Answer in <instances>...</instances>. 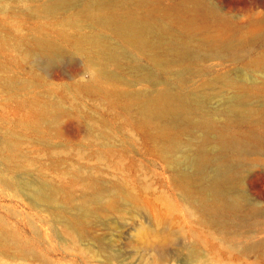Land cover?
Returning <instances> with one entry per match:
<instances>
[{"label":"bare ground","instance_id":"obj_1","mask_svg":"<svg viewBox=\"0 0 264 264\" xmlns=\"http://www.w3.org/2000/svg\"><path fill=\"white\" fill-rule=\"evenodd\" d=\"M186 6L217 17L214 11L206 9V0H181L177 7L169 9L160 8L158 0H0V29L11 30L15 35H0V42L12 47L16 54L14 63L28 64L30 70H36L31 80L35 84L43 82L37 56L49 62L64 55L79 56L88 78L71 89L70 97L78 93L96 94L102 99L118 96L121 108L135 110L137 127L154 129L159 152L173 165L175 183L188 212L195 214L200 222L215 226L227 237L230 236L229 221L225 217L235 214L240 205L238 196L227 190L231 172L240 166L246 155L264 150V132L239 131L231 124L234 120L240 123L254 120L257 110L250 101L261 94L264 81L202 74L198 85H187L184 73L191 70L199 52L225 56L241 41L229 34L208 31L199 34L197 24L184 17L185 12H191ZM9 13L16 21L24 16L33 19L27 33L19 30L15 22L10 24L6 19ZM157 47L174 51V59L162 57ZM124 55L133 59L144 57L151 69L145 71L139 65H132L127 76L119 74L116 69L122 66ZM155 71L172 76L177 88L160 80ZM76 72L72 69L70 75ZM27 83L0 71V86L9 91L23 88ZM216 92L218 100L207 109V98H212ZM36 102L28 108L25 118L20 119L23 127L35 132L40 131L42 124L55 125L60 116L78 110L76 105L63 106L59 97ZM96 123L101 126L103 121L100 119ZM184 132L187 136L181 139ZM95 136L106 139L108 131L100 128ZM18 139L15 130H0V183L18 194L27 195L48 210L71 240L88 241L86 229L106 209L120 210L129 205L133 212L140 207L155 211L153 201L142 200L118 184L100 183L87 172L80 176L83 191L77 197L57 184L13 180L12 171L35 164L18 152ZM97 141L103 150L95 157L111 158L114 150L109 143ZM180 163L185 164L183 169L178 167ZM206 166L213 168L204 174ZM165 209L168 212L173 209L168 200ZM156 221L166 223L165 217H158ZM171 234L151 229L152 238L146 247L154 255L149 264L176 262L175 254L165 252L173 240ZM191 235L207 242L205 238L199 239L195 231ZM91 240L95 248L82 246L84 253L103 264H113V261L124 264L123 260H118L119 251L113 250L109 243L99 237ZM222 247L220 251L231 249L226 243ZM257 247L258 243H252L242 246L240 251ZM8 248L17 256H30L28 246L0 221V250ZM187 251L191 264H226L214 247L210 257L195 248Z\"/></svg>","mask_w":264,"mask_h":264},{"label":"rangeland","instance_id":"obj_2","mask_svg":"<svg viewBox=\"0 0 264 264\" xmlns=\"http://www.w3.org/2000/svg\"><path fill=\"white\" fill-rule=\"evenodd\" d=\"M180 2L158 0V5L169 9ZM206 5V9L214 11L217 17L211 12L193 11L190 6L186 7L191 12H185L184 17L197 24L199 34L208 31L210 34L234 35L241 43L225 56L199 52L191 70L184 73L186 84L198 85L202 74L264 81V0H206ZM6 19L10 24L15 22L24 33L33 25L30 16L16 21L9 13ZM0 35L13 36L14 33L1 28ZM156 51L167 60L174 59V51H165L161 47ZM14 58L16 54L12 47L0 42L1 73L28 82L13 91L0 86V130H15L19 136L18 152L34 160L35 164L12 171L13 180L57 184L77 197L83 191L80 176L87 172L100 183L118 184L142 200L153 201L155 211L140 207L133 212L129 205L120 210L106 209L85 231L89 244L79 238L71 240L48 210L27 195L18 194L0 183V221L30 250V256H17L11 248L0 250V264H103L82 250V246L94 247L92 237L101 238L113 250L119 251L118 260H123L124 264H149L154 255L146 247L152 238L151 229L172 232L173 240L165 249V252L175 254L176 262L171 264H191L187 257V250L191 248L210 257L212 247L226 264H264V150L246 155L240 166L231 172L227 190L238 196L240 205L235 214L225 217L229 221L230 236H223L215 226L200 222L195 214L188 212L175 183L173 165L159 152L154 129L137 127L135 110L121 108L119 103L122 101L118 96L102 99L96 94L78 93L70 97L71 89L88 78L79 56L64 55L53 62L37 56L40 80L43 81L37 84L31 83L36 70H30L28 64L17 65ZM122 62L116 71L125 76L131 73L132 65H139L145 71L151 69L144 57L133 59L124 55ZM72 69L77 72L70 75ZM155 74L177 88L172 76L158 71ZM261 88V94L250 101L257 110L254 120L243 123L234 120L231 127L235 130L264 132V82ZM58 97L63 106L76 105L78 110L60 116L55 125L42 124L39 132L20 124L33 101L40 103ZM218 98L216 92L212 98H207L205 107L214 106ZM100 119L103 121L101 126L96 123ZM100 128L108 131L106 139L95 136ZM186 136V132L180 135L181 139ZM97 140L109 143L114 150L111 158L105 156L100 160L95 157L103 150ZM178 167L183 169L185 164L180 163ZM212 168L206 166L204 174ZM166 200L173 206L171 212L165 209ZM158 217H165L166 223H158ZM192 231L207 242L198 241L191 235ZM225 243L231 249L220 251ZM252 243H258V247L240 251L242 246Z\"/></svg>","mask_w":264,"mask_h":264}]
</instances>
